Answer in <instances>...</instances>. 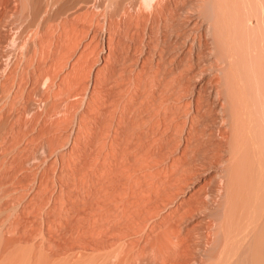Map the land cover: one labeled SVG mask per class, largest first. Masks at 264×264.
<instances>
[{"label":"rangeland","instance_id":"obj_1","mask_svg":"<svg viewBox=\"0 0 264 264\" xmlns=\"http://www.w3.org/2000/svg\"><path fill=\"white\" fill-rule=\"evenodd\" d=\"M10 1L0 264H264L262 96L245 87L238 116L222 94L228 68L254 76L245 37L233 38L240 0H47L55 12L38 19L31 0ZM249 17L264 56V17ZM250 222L229 259L227 240Z\"/></svg>","mask_w":264,"mask_h":264},{"label":"bare ground","instance_id":"obj_2","mask_svg":"<svg viewBox=\"0 0 264 264\" xmlns=\"http://www.w3.org/2000/svg\"><path fill=\"white\" fill-rule=\"evenodd\" d=\"M13 2H14V0H12ZM12 1H10V3H12ZM16 1V0H15ZM20 1V0H19ZM18 1V3H20ZM53 1H57V0H52V2ZM74 1H77V0H74ZM87 1V0H86ZM86 1H84V2H86ZM146 2H150L151 0H145ZM213 2H214V0H212ZM222 1V0H221ZM228 2H232V3H234V5H236V4H240V5H238V8L239 9H237V13L235 14V15H237V17L235 18L236 19V24L234 23V21L233 20H235V19H233L232 20V23L234 24V26H235V28L236 27H238L237 29H238V31H239V34H238V32L236 31V35L234 34L233 35V38H239L238 37V35H240L241 37H245V39H246V41H247V45H248V50L250 51V52H253V55H250V59H249V63L251 62V64H252V72H253V74H254V76H253V79H250V81L248 82V80H243V78L244 77H246V76H243V78L241 77L242 75H244V74H242V75H240V73H238L239 75L236 77L235 76V74L230 70V69H232L230 66L231 65H233V66H236V61H237V59H238V62H240L239 61V55H237V54H239L238 52L239 51H237V52H235V50H236V48H235V50H234V52H232L233 50H231V47H230V42L228 41V39H232V37L230 38V36L233 34V32L231 33V35L229 36V38L227 39L226 38V36L224 35V38H223V43H222V55L225 57V59H226V63H227V66L228 67H230V68H228L229 70L227 71V73L225 74V77H224V79H223V87H222V90H223V92H222V94H223V96H224V100L225 101H228L229 102V104L227 105V106H230L232 103H231V101H230V99H232V98H234V99H236V102H237V104H238V116H239V113L241 112L240 110L241 109H243V108H246V107H251V106H248V102H247V98H246V96H247V91L249 90L250 92V94L248 95V99H250L249 98V96H251V94H253V95H256V91L255 90H257V94H259V95H261L262 96V108H263V110H264V56H263V54H262V48L263 47H260V45H259V41H257L256 42V37H255V40H254V38H253V40H252V37H254L253 36V34H254V31L255 30H257V29H253V27H251V25L254 23V22H256V20L252 23L251 22V20H250V17H249V14L250 13H253L254 14V12L257 14L258 12H260L261 13V15L264 17V0H240V1H238V3H236V1L234 2V0H232V1H230V0H227ZM254 1H257L256 2V7H254ZM7 2H8V0H0V8L2 9L3 7L2 6H4V8H6L5 6H7L6 4H7ZM88 3L89 2H91L90 0L89 1H87ZM219 2V1H218ZM223 2H225V0L223 1ZM15 3H17V2H15ZM79 3V2H78ZM87 3V4H88ZM245 3H247V5H248V10H247V8H246V6H245ZM91 4V3H90ZM220 4V3H219ZM224 4H226V3H224ZM228 4V3H227ZM12 5V4H11ZM14 5H16V4H14ZM75 5H77L76 3H75ZM18 6H20L19 4H18ZM226 6V5H225ZM159 7V6H158ZM221 7H224L223 6V4H220V8H219V10L221 9ZM232 7V6H231ZM234 7H236V6H234ZM3 8V9H4ZM21 8V7H20ZM92 8V7H91ZM237 8V7H236ZM2 9V10H3ZM8 9H9V3H8ZM12 9V8H11ZM86 9V8H85ZM222 9H224V8H222ZM221 9V10H222ZM256 9H259V10H256ZM2 10H1V13H5V12H2ZM69 10V9H68ZM71 10H74V7L72 6V8L70 7V11ZM91 10V9H90ZM220 10V11H221ZM236 10V9H235ZM239 10V11H238ZM8 11V10H7ZM55 12V10L54 9H52V3H47V0H31V4H30V13H31V15H32V17L34 18V19H38L39 17H41V16H51L53 13ZM0 13V14H1ZM6 14H8V13H6ZM15 14V13H14ZM65 14H66V12H65ZM5 15V14H4ZM3 15V16H4ZM16 15V14H15ZM62 15V14H61ZM75 15V14H74ZM86 15V14H85ZM233 15V14H232ZM231 15V17H233ZM234 15V16H235ZM1 16V15H0ZM12 16H13V14H12ZM5 17H8V16H5ZM57 17V16H56ZM72 17V16H71ZM13 19H14V17H12ZM11 18V19H12ZM16 18V17H15ZM59 18V17H58ZM54 19H56L55 17H54ZM53 19V20H54ZM9 20V19H8ZM7 20V21H8ZM17 20V19H16ZM19 21V20H18ZM35 21L36 20H34L33 22L35 23ZM17 23V22H16ZM15 23V24H16ZM33 23V24H34ZM230 23V22H229ZM9 24V23H8ZM12 24H13V22H12ZM218 24H220L221 25V21L218 23ZM3 25H4V18L2 17V18H0V30H1V28L3 27ZM232 25V24H231ZM255 25V24H254ZM14 26V25H13ZM45 26V25H44ZM234 26H233V28H234ZM7 27H8V25H7ZM7 27L5 28L6 30H7ZM30 27H32V25L30 26ZM34 27V26H33ZM231 27V26H230ZM10 28V27H9ZM8 28V29H9ZM235 28H234V30H235ZM5 29H3V31L5 30ZM25 29V28H24ZM28 29V28H27ZM205 30V29H204ZM210 30V29H209ZM233 30V31H234ZM9 31H11V28H10V30ZM19 32H20V30H18ZM17 31V32H18ZM11 32H13V31H11ZM10 32V33H11ZM169 32V31H168ZM207 32V34H209L210 32L207 30L206 31ZM231 32V29H230V31H229V33ZM14 33V32H13ZM15 33H16V31H15ZM14 33V34H15ZM243 34V36H242V34ZM7 34V33H6ZM245 35V36H244ZM15 36V35H14ZM234 36H236V37H234ZM13 37V36H12ZM227 37H228V35H227ZM240 37V38H241ZM240 38L239 39H237V41H239L240 40ZM11 39V38H10ZM243 40H244V38H242ZM13 40V39H12ZM236 39H233V42L235 41ZM236 41V42H237ZM212 42V41H211ZM235 42V43H236ZM18 43V42H17ZM232 43V42H231ZM234 43V44H235ZM1 44V43H0ZM233 44V43H232ZM12 45V44H11ZM237 45L238 46H240L239 45V42H237ZM3 46V45H2ZM7 46V45H6ZM5 46V47H6ZM213 46V45H212ZM232 46V45H231ZM234 46H236V45H233V47ZM237 46V47H238ZM15 47V46H14ZM213 48V47H212ZM234 49V48H233ZM213 50V49H212ZM206 52V51H205ZM210 52H213L214 53V50L213 51H210ZM196 55V54H195ZM236 55L238 56V57H236ZM10 59V58H9ZM1 62H2V60H1ZM194 62V61H193ZM219 62V61H218ZM234 63V64H233ZM6 64V63H5ZM213 65V64H212ZM238 65H239V63H238ZM249 66H250V64H249ZM234 68V67H233ZM239 68V67H238ZM235 69V68H234ZM46 72V71H45ZM239 72V71H238ZM197 73V72H196ZM230 73H233L232 75L230 74ZM242 73V72H241ZM45 75V74H44ZM219 75H220V73H219ZM49 79V78H48ZM197 81V80H196ZM219 81V79L216 81V83ZM221 82V81H220ZM196 83V82H195ZM215 83V84H216ZM214 85V84H213ZM196 86V85H195ZM208 86V85H207ZM248 86V87H247ZM200 87V86H199ZM245 87H247V91L245 90ZM194 88V87H193ZM210 88V87H209ZM217 88V87H216ZM207 89V88H206ZM205 89V87H204V90H206ZM211 89V88H210ZM217 89H219V84H218V88ZM42 90V89H41ZM200 90V89H199ZM201 90H202V88H201ZM212 90V89H211ZM220 90V89H219ZM210 92V91H209ZM215 92H218L217 90L215 91ZM215 92H213V91H211V94L210 95H212V96H214L215 97V95L217 94H215ZM220 92V91H219ZM201 94V93H200ZM219 94L220 93H218V95H216L217 97L219 96ZM202 95H203V93H202ZM221 95V94H220ZM252 95V96H253ZM204 96V95H203ZM202 96V97H203ZM201 97V96H200ZM212 99H214L213 97H211ZM216 98V97H215ZM253 98H254V96H253ZM193 99V98H192ZM200 99V98H199ZM204 98H202V100H203ZM218 99H221V98H218ZM215 100V103H216V100L217 99H214ZM197 101V100H196ZM219 101V100H218ZM223 101V100H222ZM249 101V100H248ZM198 102V101H197ZM211 102V101H210ZM199 103V102H198ZM200 103H201V101H200ZM215 103H213V104H215ZM221 103V102H220ZM220 103H216L217 105L218 104H220ZM224 103V102H223ZM223 103H221V105H223ZM202 104V103H201ZM207 104V103H206ZM225 104V103H224ZM256 104V103H255ZM255 104H253V105H255ZM204 105V104H203ZM217 105L215 106V108L217 107ZM197 106V105H196ZM218 106H220V105H218ZM224 106V105H223ZM223 106H220V110H221V107H223ZM212 108H214V107H212ZM217 109V108H216ZM218 109H219V107H218ZM218 109H217V111H218ZM213 110V109H212ZM210 111V110H209ZM222 111V110H221ZM219 113V112H218ZM223 113V111L220 113V114H222ZM222 116V115H221ZM222 117H224V116H222ZM221 117V118H222ZM226 119H227V117H224V120L225 121H223V122H226ZM26 122H28V121H26ZM226 123H224V125H225ZM214 125V124H213ZM225 127V126H224ZM227 128H228V125H227ZM225 129V128H224ZM228 130V129H227ZM223 134V133H222ZM228 135V134H227ZM226 135V136H227ZM230 136H231V134H230ZM228 137V136H227ZM229 139H230V137H229ZM216 143V142H215ZM206 146V145H205ZM225 155V154H224ZM228 159V158H227ZM189 160V159H188ZM225 162V161H224ZM218 170V169H217ZM217 172V171H216ZM219 172H221V171H219ZM201 174V173H200ZM222 174V173H221ZM215 175V174H214ZM217 175V174H216ZM218 176V175H217ZM220 178V177H219ZM211 179V178H210ZM206 181V180H205ZM210 182V181H209ZM206 183V182H205ZM222 184V183H221ZM221 189H223V188H221ZM209 192V191H208ZM221 193V192H220ZM220 193H218V194H220ZM212 195V194H211ZM215 196V195H214ZM210 197V196H209ZM208 198V197H207ZM210 200V199H209ZM217 200H219V199H217ZM216 202V201H215ZM209 205H211L210 203L208 204V206L207 207H209ZM205 209V208H204ZM203 209V210H204ZM206 210V209H205ZM203 212V211H202ZM205 213V212H204ZM206 215V214H205ZM211 221V220H210ZM210 223H212V222H210ZM192 224V223H191ZM193 225H194V223H193ZM193 225H191V226H193ZM251 225H252V223L250 222L248 225H247V227L244 229V230H242L239 234H238V232L237 233H235L233 236L231 235L230 236V238L227 240V243H230V244H232L233 243V245H232V252L234 251V253L233 254H231L232 256L229 258V259H231V258H235L234 256H238V240L239 239H243V240H245L246 239V236L248 235V233H249V231L251 230ZM194 228V227H193ZM200 228V227H199ZM188 230V229H187ZM199 230V229H198ZM200 231V230H199ZM203 231V230H202ZM199 233H201V231L199 232ZM205 233V232H204ZM208 235V234H207ZM167 237V236H166ZM157 238H159V242H160V237H157ZM209 238H210V236H209ZM208 238V239H209ZM176 240V239H175ZM201 240V239H200ZM154 241V240H153ZM162 241V240H161ZM209 241H210V239H209ZM163 242V241H162ZM161 242V243H162ZM165 242V241H164ZM212 242V241H211ZM166 243V242H165ZM207 244H208V242H206ZM196 244V243H195ZM199 244H202V243H200L199 242ZM161 245V244H160ZM159 247V246H158ZM198 247H201L200 245L198 246ZM161 248V247H160ZM169 248H170V246H169ZM168 248V249H169ZM164 249H165V247H164ZM166 250V251H169V250ZM203 249V248H202ZM202 249H198V253L199 252H201L202 251ZM204 249H206V248H204ZM199 250H201V251H199ZM205 251V250H204ZM248 251V250H247ZM155 253V252H154ZM246 253V252H245ZM202 254V253H201ZM223 254V253H222ZM147 255V254H146ZM196 256V255H195ZM198 257V256H197ZM200 257V256H199ZM198 257V258H199ZM201 258V257H200ZM200 258H199V260H200ZM159 259V258H158ZM219 260H218V262H217V264H225V257H224V255H221V256H219V258H218ZM152 260V259H151ZM158 261V260H157ZM196 261V260H195ZM200 261H202V260H200ZM197 262V261H196ZM245 262V261H244ZM146 263V262H145ZM183 263V262H182Z\"/></svg>","mask_w":264,"mask_h":264}]
</instances>
